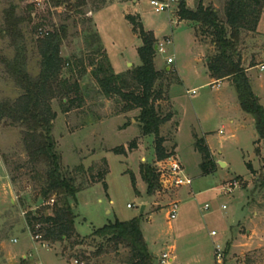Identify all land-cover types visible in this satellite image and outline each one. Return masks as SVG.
<instances>
[{"label": "rangeland", "instance_id": "1", "mask_svg": "<svg viewBox=\"0 0 264 264\" xmlns=\"http://www.w3.org/2000/svg\"><path fill=\"white\" fill-rule=\"evenodd\" d=\"M101 1L87 0L83 8L71 11L55 7L52 0H0V102H13L22 95L7 67L16 52L4 34L6 10L16 6L17 14L23 16L29 7L33 9V22L21 27L32 78L41 69L37 39L62 25L68 27L61 56L72 65L64 68L62 77L79 82L81 102L68 104L70 110L65 112L67 107L60 100L53 101L57 115L53 136L63 169L74 173L76 168L83 169L74 174L77 186L83 189L73 203L77 233L86 237L116 220L139 219L154 264H215L217 244L226 251L224 264H264V140H259L254 119L240 108L234 87L230 88L228 81H223L219 89L208 84L212 79L208 58L215 53L210 38L200 36L196 23L178 19L179 4L169 12L156 13L149 0L126 5L121 2L132 0H107V5L97 11ZM185 1L191 10H196L200 2ZM202 2L217 9L224 21L226 0ZM127 15H138L143 29L152 32L158 46L164 48L156 56V68L164 75L157 85H169L168 98L175 113L172 123L177 124V130L174 134V126L162 128L166 149L170 152L176 147V153L161 166L156 165L154 137L141 135L136 121L140 112L120 114L119 99H107L90 73L92 60L101 55L99 49L116 74L141 66L138 49L142 41L133 32ZM261 32L264 34V20ZM256 33L244 31L241 36L244 66L264 65V38ZM168 59L173 64H168ZM84 67L87 73L81 76ZM249 78L264 108V72L254 69ZM171 106L161 102L158 107L165 115ZM22 130L8 121L0 124V264H21L22 260L27 264H76L68 256H60L61 246L46 248L27 229L26 213L43 203L35 178L44 169L30 162ZM198 139H203L213 156L228 167L217 165L216 172L204 175L202 156L195 147ZM134 142L137 149L130 151ZM116 147H125L128 154L115 155L112 150ZM104 159L109 169L107 192L101 183H94L106 169ZM174 159L192 185L166 187L160 173L159 187L149 196L140 166L147 164L166 172ZM235 181L237 189L230 188ZM174 205L177 215L172 220ZM212 232L217 236H211ZM249 237L253 246L261 244L258 250H246ZM95 248H89V253ZM127 253L123 250L119 256H103L93 264H123ZM165 254L167 260L162 259Z\"/></svg>", "mask_w": 264, "mask_h": 264}, {"label": "trees", "instance_id": "2", "mask_svg": "<svg viewBox=\"0 0 264 264\" xmlns=\"http://www.w3.org/2000/svg\"><path fill=\"white\" fill-rule=\"evenodd\" d=\"M52 2L55 7H65L71 11L79 10L87 4V0H75V3L74 0ZM101 5L97 11L107 5V0H102ZM32 12L33 9L29 7L25 15L19 16L16 6L9 7L5 12L4 34L10 39L16 52L7 67L22 95L13 102H0V124L8 121L12 126L23 129V144L30 162L37 168L44 169L43 173H37L35 178L39 183L37 195L43 203L34 212L26 213L27 229L34 238H40L39 240L45 244L44 247L61 246L60 256L64 258L68 256V259L75 261L76 264H93V260L103 256L112 254L119 256L123 250L128 252L123 264H154L139 219L128 222L116 220L86 237L80 236L76 231L77 215L73 203L77 201L83 189L77 186L74 174L83 169L76 168L74 173L62 167L61 156L57 152L53 136L57 115L52 103L54 100H60L67 107L76 101L81 102V87L78 81L71 83L62 77L64 68L72 65L61 56V48L68 38L66 25L46 32L37 39L41 69L36 78L29 75L25 36L21 27L33 22ZM263 13L264 0H226L224 21H221L216 9L211 6L205 7L202 0L196 10L189 9L185 0H179L177 12L180 21L196 23L200 36L210 38V44L215 49L207 64L211 78L232 83L242 111L255 121L259 140H264V108L252 90L246 68L243 66L240 46L244 31L257 32ZM126 19L142 41V46L138 49L141 66L127 73L116 74L106 54L99 49L101 55L99 59L92 60L90 73L107 99H119L122 104L120 114L140 112L136 121L141 135L153 136L156 161H167L174 156L176 147L170 152L166 149V140L161 136V131L163 127L172 125L175 134L177 124L172 123L174 118L172 111L163 115L158 107L161 102L170 103L169 85L163 88L157 85L164 79V75L156 68L158 42L152 32L143 29L138 15H127ZM253 66L255 65H251L250 68ZM86 73L85 67L79 72L81 76ZM165 74L168 73L165 71ZM69 110L67 107L65 112ZM195 147L202 156L200 166L203 174L211 175L216 172L217 164L206 142L198 139ZM136 149V142L129 146L130 151ZM112 153L126 156L128 150L125 147H116ZM103 164L106 169L98 174L94 183H101L107 192L108 185L105 179L109 169L105 159ZM247 167L253 173L252 166L247 164ZM140 176L147 185V194L152 196L159 187L158 170L151 165L142 164ZM131 181L135 186L133 175ZM52 200L54 203L50 204ZM91 247H96V250L89 253ZM21 264L27 263L22 260ZM96 264H99V261Z\"/></svg>", "mask_w": 264, "mask_h": 264}, {"label": "built area", "instance_id": "3", "mask_svg": "<svg viewBox=\"0 0 264 264\" xmlns=\"http://www.w3.org/2000/svg\"><path fill=\"white\" fill-rule=\"evenodd\" d=\"M37 2L41 1V0H36ZM151 6L154 8V11L156 13H161L164 11H171L173 9V7H175L177 4H179V0H151L150 1ZM170 41H168L169 43ZM157 50L159 52H163L164 48L162 45H159L157 47ZM168 64L172 63L171 59L167 60ZM260 70L263 72L264 71V65H262L260 67ZM212 87L216 86L217 88H219L220 84L219 82L214 83L211 85ZM195 91H192V94H194ZM172 159V158H170ZM169 159V160H170ZM165 164V162H160L159 165H163ZM159 175L161 173V178H162V182L163 184L168 187H184V186H191L192 181L186 177L183 176V169L181 168L180 164L176 161V159L171 161L170 167L169 169L165 172V171H158ZM238 187V183L235 181L231 184L230 188L233 189H237ZM231 190V189H230ZM54 201L52 200L50 202V204H53ZM128 208H131L130 205H128ZM208 208V207H206ZM177 215V211H176V205L173 206V208L171 209V213H170V218L173 220L176 218ZM211 236L215 237L217 236L215 232L211 233ZM37 240H39L40 238L37 237ZM15 242H17L15 240ZM214 257H215V264H224L225 258H226V251L225 249H223L221 247V245L217 244L215 246V250H214ZM163 260H167L168 256L165 254L162 257Z\"/></svg>", "mask_w": 264, "mask_h": 264}, {"label": "crops", "instance_id": "4", "mask_svg": "<svg viewBox=\"0 0 264 264\" xmlns=\"http://www.w3.org/2000/svg\"><path fill=\"white\" fill-rule=\"evenodd\" d=\"M141 0H132L131 2L130 1H125V2H121L122 4H124V5H126L127 3H133V4H138L139 2H140ZM119 3V2H118ZM217 10V9H216ZM263 20H264V13L262 14V16H261V19H260V21H259V25H258V29H257V36L259 37V38H264V34H262V32H261V24H262V22H263ZM205 47V46H204ZM243 62H244V60H243ZM171 64H173V63H171ZM244 66V65H243ZM262 65H255V66H253V67H251L250 68V66H244L245 68H246V73H247V76H248V78H249V73H250V71H252V70H254V69H260V67H261ZM169 70V69H168ZM261 71V70H260ZM262 72V71H261ZM264 72V71H263ZM249 80H250V84H251V79L249 78ZM223 81H228V80H222V81H216V80H213V79H211V82L210 83H208V84H210V85H212V84H214V83H217V82H219V84H220V86H219V88L221 87V83L223 82ZM229 82V84H230V88H232L233 87V85H232V83L230 82V81H228ZM252 87V86H251ZM213 88V87H212ZM214 88H216V89H219V88H217L216 86H214ZM262 89V88H261ZM252 90H253V88H252ZM253 92H254V94L257 96V98L259 99V101H260V104L262 105V97L260 96V95H258L254 90H253ZM170 104H171V101H170ZM171 108H172V112H173V107L171 106ZM241 108V107H240ZM173 114H174V117H175V113L173 112ZM174 119V118H173ZM132 122H134V119H132L131 120ZM173 121V120H172ZM231 123H233V121H231ZM132 127V126H131ZM220 134H223V132L222 131H220ZM175 153H176V149H175ZM212 153V152H211ZM212 156H213V153H212ZM213 158H214V160H215V162H216V164L218 165V167H219V164L220 163H224L225 164V166H224V168H227L228 167V165H227V163H225L224 161H222L221 159H217L215 156H213ZM159 163L160 162H157V164L156 165H159ZM220 168H222V167H220ZM192 185V184H191ZM143 207H145V206H143ZM78 219V218H77ZM77 219H76V222H77ZM76 222H75V226H76ZM231 227V226H230ZM94 232V231H93ZM253 234H255V233H253ZM81 236V235H80ZM258 236V235H257ZM253 238H251V237H249V240L250 241H247V242H245L246 244V250L247 251H250V250H258L259 248H260V246H261V244H258L257 246H253V244H252V242H253V240H252ZM252 240V241H251Z\"/></svg>", "mask_w": 264, "mask_h": 264}, {"label": "water", "instance_id": "5", "mask_svg": "<svg viewBox=\"0 0 264 264\" xmlns=\"http://www.w3.org/2000/svg\"><path fill=\"white\" fill-rule=\"evenodd\" d=\"M156 49H157V48H156ZM219 165H220L221 167H224V166H225V164H224V163H220ZM144 208H145V207H142V211H141V213H143V211H144Z\"/></svg>", "mask_w": 264, "mask_h": 264}]
</instances>
